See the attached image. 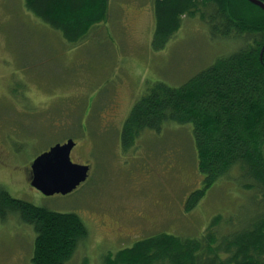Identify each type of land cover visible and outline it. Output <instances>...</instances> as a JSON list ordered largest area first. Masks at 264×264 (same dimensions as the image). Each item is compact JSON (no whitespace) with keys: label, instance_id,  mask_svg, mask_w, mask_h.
<instances>
[{"label":"rangeland","instance_id":"374dc122","mask_svg":"<svg viewBox=\"0 0 264 264\" xmlns=\"http://www.w3.org/2000/svg\"><path fill=\"white\" fill-rule=\"evenodd\" d=\"M183 24L156 49L154 0H110L106 20L72 44L26 0H0V192L81 216L90 238L67 264H106L139 240L201 236L216 217L244 226L262 212V196L245 190L237 168L204 185L191 124L166 123L123 147L125 121L149 86L177 87L243 44L214 38L199 18ZM69 138L73 162L91 164L92 175L70 194L45 196L27 170ZM35 238L18 214L0 216V264H33Z\"/></svg>","mask_w":264,"mask_h":264},{"label":"trees","instance_id":"16d2710c","mask_svg":"<svg viewBox=\"0 0 264 264\" xmlns=\"http://www.w3.org/2000/svg\"><path fill=\"white\" fill-rule=\"evenodd\" d=\"M264 2V0H259ZM27 8L72 44L109 15L110 0H26ZM153 46L163 49L186 19L199 18L214 38L243 41L232 53L177 87L157 82L133 107L121 139L125 149L147 130L191 124L204 185L237 168L262 212L240 226L216 217L201 236L168 233L137 241L106 264H264V10L249 0H154ZM197 190L189 207L204 194ZM18 214L36 232L33 264H67L90 238L77 213H60L0 192V216Z\"/></svg>","mask_w":264,"mask_h":264},{"label":"water","instance_id":"95a60500","mask_svg":"<svg viewBox=\"0 0 264 264\" xmlns=\"http://www.w3.org/2000/svg\"><path fill=\"white\" fill-rule=\"evenodd\" d=\"M264 10V2L249 0ZM74 139L58 143L35 158L31 165L29 181L45 196L67 195L87 182L91 173L90 164L75 163L72 151Z\"/></svg>","mask_w":264,"mask_h":264},{"label":"flooded vegetation","instance_id":"af4514ba","mask_svg":"<svg viewBox=\"0 0 264 264\" xmlns=\"http://www.w3.org/2000/svg\"><path fill=\"white\" fill-rule=\"evenodd\" d=\"M76 147H77V146H76ZM76 147H75V148H76ZM75 148H74V149H75ZM92 169H93V167H92ZM30 170H31V166L28 168L27 172L30 173ZM91 174H92V171H91Z\"/></svg>","mask_w":264,"mask_h":264}]
</instances>
